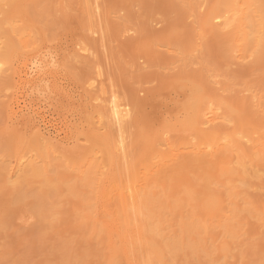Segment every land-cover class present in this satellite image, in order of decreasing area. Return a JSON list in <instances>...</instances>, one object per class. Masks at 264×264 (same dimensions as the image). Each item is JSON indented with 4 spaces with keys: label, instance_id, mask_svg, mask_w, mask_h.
<instances>
[{
    "label": "rangeland",
    "instance_id": "374dc122",
    "mask_svg": "<svg viewBox=\"0 0 264 264\" xmlns=\"http://www.w3.org/2000/svg\"><path fill=\"white\" fill-rule=\"evenodd\" d=\"M223 2L0 0V20L10 11L23 32L8 35L12 77L0 84V264H264V1L218 33L208 22ZM85 45L88 58L71 53ZM119 104L131 111L122 132L108 116ZM208 108L259 136L246 157L257 205L237 176L185 158ZM34 123L52 145L16 142ZM139 188L151 196L123 206Z\"/></svg>",
    "mask_w": 264,
    "mask_h": 264
},
{
    "label": "bare ground",
    "instance_id": "6f19581e",
    "mask_svg": "<svg viewBox=\"0 0 264 264\" xmlns=\"http://www.w3.org/2000/svg\"><path fill=\"white\" fill-rule=\"evenodd\" d=\"M226 3H224V12H221V13H218V14H215L208 22L209 26L216 32L220 33V32H223L224 30L228 29V28H240L239 26L241 25L240 23H243L241 22V18H244V14L243 12H245L246 9L248 8H251V7H255L256 9H258V7H256L255 5L256 4H259L260 3V0H225ZM262 1V0H261ZM264 1V0H263ZM91 2V1H90ZM93 2V1H92ZM258 2V3H257ZM92 6L96 5V1H94L92 4H90ZM221 7V6H219ZM223 7V5H222ZM245 7V8H244ZM2 11L0 10V13ZM261 14V12H260ZM246 19V17H245ZM15 18L13 17V14L10 12V11H7L5 12V16L3 18V20H0V84L3 83V81H6V79L8 80V77H12L10 76L12 74V67L9 65V52L10 49L12 47H10V39L8 38V35L11 34V33H16L18 36L22 37V33L21 31H17L16 29V26L13 25V22H14ZM244 20V19H243ZM204 22V21H203ZM156 23V22H155ZM158 24H160L159 22H157ZM240 25H239V24ZM238 24V26H237ZM262 24V23H261ZM260 24V25H261ZM254 25V24H253ZM237 26V27H236ZM244 26H245V22H244ZM243 27V26H241ZM255 27V26H254ZM234 28V29H235ZM241 29H244L241 28ZM132 30V29H131ZM128 31V32H131ZM240 30V29H239ZM92 35L91 38H94L96 37L95 35L98 34V31L97 30H91L89 31ZM133 32V31H132ZM225 32V31H224ZM241 32V31H240ZM133 34V33H132ZM245 34V33H244ZM230 37V36H229ZM235 37V36H234ZM95 39V38H94ZM262 36L259 35L257 37H255V44L258 46L259 44H261L262 42ZM91 40V39H90ZM93 40V39H92ZM96 40V39H95ZM234 40V39H233ZM252 40V41H253ZM264 40V39H263ZM86 42V41H85ZM263 45V44H262ZM12 46V45H11ZM89 47V46H88ZM86 45L85 46H81L79 48V51L78 53L77 52H71L75 53V56H79L80 58L83 56H86V54L90 56L91 52L89 50ZM91 47V46H90ZM76 48V47H75ZM67 49V48H66ZM78 50V48H77ZM76 50V51H77ZM65 53L68 52L67 51H64ZM90 52V53H89ZM70 53H68L69 55ZM67 55V53L65 54ZM75 56H73L74 58H76ZM78 57V58H79ZM87 57V56H86ZM88 58V57H87ZM77 59V58H76ZM78 60V59H77ZM98 75L101 76V73H100V70L96 71ZM100 76H96V78L100 77ZM95 78V76H94ZM94 78H92L91 81V86L89 85V87H93L95 89V80ZM99 79V78H98ZM2 82V83H1ZM90 84V83H89ZM93 88H91L92 90H89V91H94ZM99 87L97 86V89ZM96 91V90H95ZM99 91V90H98ZM101 92V91H100ZM99 93V92H98ZM95 94V93H94ZM93 94V95H94ZM92 96V94L90 95ZM92 97H96V96H92ZM100 97H96L95 98V101H98ZM94 99V98H93ZM94 101V100H92ZM254 105V104H253ZM107 106V105H106ZM108 107V106H107ZM210 107V106H209ZM218 108V107H217ZM213 108H208L207 111L205 110V112H199L197 114V117L195 119V121L192 122V130L193 132L196 134V138H199L198 140L201 141L200 145L196 146V148L194 147L186 156L185 158L188 159V160H191L192 163H193V160L196 162L197 160H205V165L210 163V165L212 167H214L219 173L223 174H227V175H231V176H237L238 177V180L239 182H241L242 186L240 188H244V189H241V192H244L245 195H247V197H249L250 201L248 200V198H246V200H248V202H251L253 203V205H255L256 202H259V200L257 199L258 197L254 195L253 191H254V188H257L255 187L256 184L255 182H257V180L260 178L258 175H256V173H254V175H252V173L255 171L254 170V166L250 165L252 168H249V163L247 165V162H246V157H248V155L250 156L251 154L254 153V149L256 148V139L259 137H257L256 139H253L252 136H249V133H247V131L245 133L247 134H244V126L240 125V124H237L235 127H233V129H231L230 131H228V129L226 128L227 127V124L226 122H228L226 120V118L224 116H220L217 112H215ZM219 109V108H218ZM108 112V111H106ZM131 111L127 108V105H113L109 108V117H110V120L109 122H111V126H114V125H117L118 127V131L119 132H122L123 131V128L126 126L125 123L126 121L131 118ZM235 118V117H234ZM224 119V120H223ZM232 120V119H231ZM236 122V120H234ZM240 121V120H239ZM231 122V121H229ZM233 122V121H232ZM234 122V123H235ZM15 123V121H14ZM233 123V124H234ZM237 123H239L237 121ZM226 126V127H225ZM103 127V126H102ZM110 127V126H109ZM244 127V128H243ZM101 128V127H100ZM99 128V129H100ZM104 128V127H103ZM114 128V127H113ZM232 128V127H231ZM98 129V130H99ZM30 130L27 131L26 133L24 132V136L27 134V135H30L31 138H27V137H16V142L20 143V145H27L28 144H33L32 146L35 147V149H38L39 146H42L45 145L46 146H50L54 143V140L53 138L51 137V135L49 133H46V132H43L39 126H37V124H32V126H30ZM248 130V129H247ZM260 130V129H259ZM263 130V129H262ZM98 132V131H97ZM26 135V136H27ZM254 135V133H253ZM258 135V134H257ZM261 136V135H260ZM262 137V136H261ZM258 140V139H257ZM264 142V140H263ZM262 142L263 146H264V143ZM168 142H163L161 143L162 145H157L158 147L162 148L165 147V146H168L167 145ZM260 144V143H259ZM54 146V145H53ZM41 148V147H39ZM39 151V150H38ZM160 151V150H159ZM179 149H173V150H170L168 155H165V154H162L161 152H157L158 155H155L154 156V159H158V161H156V163H152L150 166H149V170H153L155 167H159L160 165H163L164 163L166 162H172V161H175L176 157H178V152ZM166 153V152H165ZM19 154V153H18ZM167 154V153H166ZM236 154V157L237 158H241V160L245 159L243 162L240 161V163H238V161L236 162L237 166L239 165V167H235L237 168L236 170L234 169L233 172L230 171V169L228 168L229 166H225L223 165V163L226 161V158L230 157L231 156V159H232V156L234 157ZM256 154V153H255ZM93 156L92 155L90 158L87 159L86 161V164L91 161L93 159ZM252 156V155H251ZM25 157V156H24ZM24 157L22 159H24ZM253 157V156H252ZM20 158V157H19ZM254 158V157H253ZM41 159V158H40ZM255 159V158H254ZM20 160L19 163L21 164L22 161L21 159H18ZM45 160V159H44ZM224 160V162H223ZM230 161V160H229ZM18 162V161H17ZM24 162V161H23ZM207 162V163H206ZM246 162V163H245ZM18 163V164H19ZM34 163V161L32 162ZM32 168L31 171H33L36 175V177H38L41 173V170H40V167H37V165H32ZM233 163V161H232ZM231 163V164H232ZM242 163V164H241ZM23 164V163H22ZM21 164V165H22ZM96 162L94 163L93 161V164H91V167L95 168V165ZM157 164V165H156ZM241 164V165H240ZM28 165L29 164H25ZM89 165V164H88ZM156 165V166H155ZM228 165V163H227ZM18 167L20 165H17ZM23 166V165H22ZM30 166V165H29ZM39 166V165H38ZM42 166V165H40ZM164 166V165H163ZM231 166V165H230ZM17 167V169H18ZM25 166H23L24 168ZM22 168V169H23ZM30 168L28 172H30L31 174V171H30ZM42 168V167H41ZM82 168V167H81ZM258 168V167H257ZM20 170V169H18ZM18 170L16 171V173L18 172ZM26 171V170H25ZM15 172L13 171L12 173L8 174V177H7V180L11 179L15 174ZM25 173V172H24ZM26 174V173H25ZM44 174V173H42ZM25 176V175H24ZM31 177H28V178H31L30 182L33 181V178L34 177L32 174L30 175ZM261 176V175H260ZM40 177V176H39ZM262 177V176H261ZM24 181V180H22ZM25 182V181H24ZM237 181V183H239ZM23 183V182H22ZM259 183V182H258ZM150 184V183H148ZM236 184V183H235ZM23 185V184H21ZM237 185V184H236ZM148 186V185H147ZM147 186L145 185V187L147 188ZM179 186V185H178ZM240 185H238L237 188H239ZM259 186V185H258ZM153 188V187H152ZM264 188V187H263ZM133 189V188H131ZM23 190V189H22ZM130 191V188L128 189ZM127 190V191H128ZM136 190V189H135ZM140 190V188H139ZM142 190V191H141ZM140 191V194L137 195V193L134 194L133 191L129 192V196H125V193L126 191H124V193H120L121 195V200H122V204L123 206H126L128 205L129 203H136V200L137 199V196H139L138 199H141V200H144L143 198H140L141 196H143V194L141 193H146L143 191V189H141ZM156 190V189H155ZM240 190V189H239ZM19 191V190H18ZM21 192V191H20ZM138 192V191H136ZM150 192V190H149ZM157 192V191H156ZM239 192V191H238ZM18 193V192H17ZM151 193V192H150ZM158 193V192H157ZM5 194V193H3ZM21 194V193H20ZM24 194V193H23ZM128 194V192H127ZM126 194V195H127ZM152 194V193H151ZM180 194V193H179ZM243 194V193H242ZM243 194V195H244ZM22 195V194H21ZM148 195V196H151L149 194H145V196ZM241 195V194H240ZM143 196V197H145ZM147 196V197H148ZM26 197V196H24ZM154 196H152L153 198ZM260 198V197H259ZM19 199L21 200L20 196H19ZM13 200V199H12ZM140 200V201H141ZM147 200V199H146ZM157 200V199H155ZM258 200V201H257ZM139 201V200H138ZM138 201L136 204H138ZM139 201V202H140ZM148 202H150L149 200H147ZM146 202V201H145ZM154 202V201H153ZM156 202V201H155ZM19 203V202H17ZM141 203V202H140ZM143 203V201H142ZM147 204V203H146ZM200 204V203H199ZM258 203H256L257 205ZM131 205V206H130ZM129 207L131 209L132 208H135L132 206V204H130ZM143 205V204H142ZM154 205V204H153ZM252 205V204H251ZM122 206V207H123ZM135 206V205H134ZM141 206V204H140ZM143 207V206H142ZM145 207V205H144ZM125 208V207H124ZM127 208V206H126ZM125 208V210H126ZM129 209L126 210V212H129L128 211ZM136 210V208L134 209ZM133 210V211H134ZM138 210V211H137ZM137 213H139V211H141V208L140 209H137ZM203 210V209H202ZM132 211V210H131ZM130 211V212H131ZM132 211V212H133ZM143 211V210H142ZM150 212V211H149ZM246 212V211H245ZM136 213V214H137ZM141 213V212H140ZM139 213V215H140ZM152 213V212H151ZM204 213V212H203ZM133 214V213H131ZM144 215V213H142ZM204 215V214H203ZM206 215V214H205ZM134 216V215H133ZM136 216V215H135ZM138 216V214H137ZM140 218L141 215L139 216ZM140 220V219H139ZM206 219H204V224L206 223L205 222ZM202 223V221H201ZM203 224V225H204ZM207 224V223H206ZM202 226V225H201ZM205 227V230H206V226L204 225ZM157 259V260H156ZM152 260V259H151ZM149 259V261H151ZM154 260H156V264H162L161 263V259H159L158 257H156ZM146 262L147 264L149 263ZM154 262V261H153ZM154 262V264H155ZM151 264V263H149Z\"/></svg>",
    "mask_w": 264,
    "mask_h": 264
}]
</instances>
